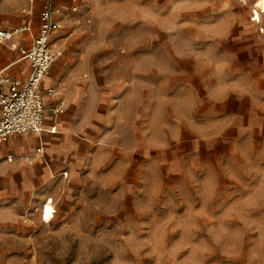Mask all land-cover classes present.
<instances>
[{
    "label": "rangeland",
    "instance_id": "374dc122",
    "mask_svg": "<svg viewBox=\"0 0 264 264\" xmlns=\"http://www.w3.org/2000/svg\"><path fill=\"white\" fill-rule=\"evenodd\" d=\"M15 1L19 16L27 0H0V28ZM228 1L64 6V73L94 71L117 91L103 124L75 112L89 145L39 189L57 213L44 223L33 199L18 207L0 264H264V90H232L257 67L245 29L259 31L254 0ZM10 47L9 65L21 57Z\"/></svg>",
    "mask_w": 264,
    "mask_h": 264
},
{
    "label": "crops",
    "instance_id": "0c3cea01",
    "mask_svg": "<svg viewBox=\"0 0 264 264\" xmlns=\"http://www.w3.org/2000/svg\"><path fill=\"white\" fill-rule=\"evenodd\" d=\"M9 1L11 3L12 0ZM52 1L57 7L67 6L66 8H68L71 5L70 0ZM85 1L80 2V8L84 6ZM46 2L47 0H35L31 6V12H21V15L18 16L16 12L18 11V3L15 1L14 6L8 8V11L14 15L13 22L8 21L6 24H2L0 30H11L30 22L31 32H24L13 39L14 42L28 47L31 44L32 37L39 32L40 14ZM221 2L224 6L231 4L228 0H221ZM28 7H30V3L27 0L22 11ZM62 22L63 29H65L68 25L67 18H63ZM251 23L257 26L258 31L259 28L264 29V25H262L263 17L259 23ZM245 31L248 32L247 36L251 37L248 38L245 44L249 46L255 43V46H253L255 47V53L250 55V59L256 60L257 67L254 71H248L246 75L245 71H241L232 90H264V32L260 33L259 31L256 34V30L251 26L246 27ZM61 32H64V30ZM3 42L5 41H0V43ZM10 48L14 58L18 57V54H15L14 51L16 49ZM249 48H252V46ZM60 59L52 65L45 81L43 79L42 83L43 89L55 87L60 92L58 98L45 97L47 107H52L59 100L65 102V110L62 114L55 116L47 114L45 120L46 128L49 129L50 126L55 125L56 131L46 130L42 134L17 135L7 142L0 143V229L4 223L14 219L17 208L29 204L30 199H33V205L41 217L43 204L51 201L52 196L50 192H40L39 189L49 182L54 175H60L64 171L67 172L66 169H73L76 161L81 158L83 149L89 145V140L82 137V129L76 126L80 116H76L75 112L80 109L86 111L83 117L84 121L80 122L81 124L84 123L85 126H88V124L93 126L99 123L103 124L99 112L104 110V106L111 95L117 91L110 90L104 81V76L96 75L94 71L84 75L72 72L68 77V74L64 73V68L72 63L71 57L66 55L63 60ZM11 60L9 59L4 63L0 61V67L7 66L6 64L9 65ZM18 63L21 64L14 72H11L12 76L27 78L30 72L29 62L19 58L10 64H12V67ZM75 101H78L77 104H74ZM79 103H82L83 107ZM40 144L44 145L43 153L36 152ZM59 179L62 180L63 178L59 177Z\"/></svg>",
    "mask_w": 264,
    "mask_h": 264
},
{
    "label": "built area",
    "instance_id": "2783aa9c",
    "mask_svg": "<svg viewBox=\"0 0 264 264\" xmlns=\"http://www.w3.org/2000/svg\"><path fill=\"white\" fill-rule=\"evenodd\" d=\"M30 7L23 13L32 11L35 0H28ZM67 8L70 12L80 9L82 0H70ZM241 5L248 6V0H237ZM65 7H57L52 0H47L40 14V27L36 36L32 37L31 44L26 47L14 42L15 36L24 32H31V23L28 22L11 30H0V41L9 42L13 49L19 50L22 60L30 64V72L27 78L13 77L9 73L12 64L0 67V143L7 142L10 138L27 133L42 134L46 130L56 131V126L49 129L45 126L47 114L55 116L65 110V102L59 100L52 107H47L45 97L58 98L60 92L55 87L43 89V79L49 73L52 65L63 56V46L59 43L57 34L64 28ZM264 16V8L257 4L251 8L250 21L259 23ZM260 33L264 32L259 28ZM37 153L44 152V145L40 144ZM66 174V173H65ZM50 205V208H48ZM57 213L56 206L47 201L42 206V218L44 223L53 220Z\"/></svg>",
    "mask_w": 264,
    "mask_h": 264
},
{
    "label": "bare ground",
    "instance_id": "6f19581e",
    "mask_svg": "<svg viewBox=\"0 0 264 264\" xmlns=\"http://www.w3.org/2000/svg\"><path fill=\"white\" fill-rule=\"evenodd\" d=\"M254 4H257V6H259L260 8H264V0H254L251 8L254 6ZM44 81H45V78H44ZM48 206H49L48 208H50V205H48ZM41 221L43 222L42 215H41Z\"/></svg>",
    "mask_w": 264,
    "mask_h": 264
}]
</instances>
